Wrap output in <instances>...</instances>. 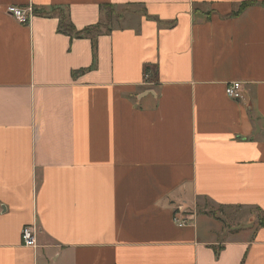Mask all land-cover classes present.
I'll use <instances>...</instances> for the list:
<instances>
[{
    "label": "crops",
    "instance_id": "obj_1",
    "mask_svg": "<svg viewBox=\"0 0 264 264\" xmlns=\"http://www.w3.org/2000/svg\"><path fill=\"white\" fill-rule=\"evenodd\" d=\"M105 4L95 58L35 14ZM261 212L264 0H0V264H264Z\"/></svg>",
    "mask_w": 264,
    "mask_h": 264
},
{
    "label": "trees",
    "instance_id": "obj_2",
    "mask_svg": "<svg viewBox=\"0 0 264 264\" xmlns=\"http://www.w3.org/2000/svg\"><path fill=\"white\" fill-rule=\"evenodd\" d=\"M253 2L247 1L242 3L241 9L247 6L252 5ZM118 10L115 5L105 4L101 6V20L96 25L90 26L83 30L78 31L71 21L69 11L66 9H57L52 13H38L35 11V14L40 15L41 17H58L59 18V27L58 32L64 35L69 36L72 39H83V38H91L92 40V48L94 58L97 53V38L101 35L109 34L114 30V20L117 18ZM84 72V71H83ZM79 72L77 74L83 73ZM146 74H148L149 79L155 76V71L147 67L145 70ZM264 227V212H261L258 217L257 228ZM218 253V252H217Z\"/></svg>",
    "mask_w": 264,
    "mask_h": 264
},
{
    "label": "built area",
    "instance_id": "obj_3",
    "mask_svg": "<svg viewBox=\"0 0 264 264\" xmlns=\"http://www.w3.org/2000/svg\"><path fill=\"white\" fill-rule=\"evenodd\" d=\"M7 13L11 15L16 21L21 24H29L33 18V11L31 9H23L16 6H10L7 8ZM226 94L229 98L242 101L244 98V87L241 82H230L226 86ZM175 221L179 226H184L187 223L186 218L175 217ZM22 241L25 247L36 248L37 245V233L34 227H25L22 232Z\"/></svg>",
    "mask_w": 264,
    "mask_h": 264
},
{
    "label": "rangeland",
    "instance_id": "obj_4",
    "mask_svg": "<svg viewBox=\"0 0 264 264\" xmlns=\"http://www.w3.org/2000/svg\"><path fill=\"white\" fill-rule=\"evenodd\" d=\"M137 11H139V10H137ZM197 205H199V207H201L199 210L196 209L198 213L200 212V214L203 213L205 215H209L215 219H219L221 217L222 212L217 207H214L210 204H206L207 205L206 208H203L204 204L199 202V201H198Z\"/></svg>",
    "mask_w": 264,
    "mask_h": 264
}]
</instances>
